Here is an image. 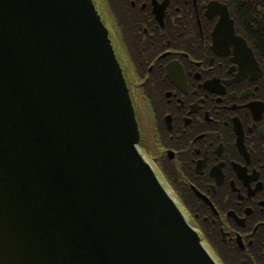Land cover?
<instances>
[{"label":"water","instance_id":"95a60500","mask_svg":"<svg viewBox=\"0 0 264 264\" xmlns=\"http://www.w3.org/2000/svg\"><path fill=\"white\" fill-rule=\"evenodd\" d=\"M139 143L93 0H0V264H218Z\"/></svg>","mask_w":264,"mask_h":264},{"label":"flooded vegetation","instance_id":"af4514ba","mask_svg":"<svg viewBox=\"0 0 264 264\" xmlns=\"http://www.w3.org/2000/svg\"><path fill=\"white\" fill-rule=\"evenodd\" d=\"M98 3L142 149L220 264H264V64L217 32L231 0Z\"/></svg>","mask_w":264,"mask_h":264},{"label":"trees","instance_id":"16d2710c","mask_svg":"<svg viewBox=\"0 0 264 264\" xmlns=\"http://www.w3.org/2000/svg\"><path fill=\"white\" fill-rule=\"evenodd\" d=\"M237 31L254 48L264 64V0H231Z\"/></svg>","mask_w":264,"mask_h":264},{"label":"rangeland","instance_id":"374dc122","mask_svg":"<svg viewBox=\"0 0 264 264\" xmlns=\"http://www.w3.org/2000/svg\"><path fill=\"white\" fill-rule=\"evenodd\" d=\"M94 2H95V5H96V7L98 8V10H99V13H100V15L102 16V20H103V22L105 23V25H106V27L107 28H109V30H110V32H111V39L113 40V35H112V28H111V25H110V22L111 21H108L107 20V17L102 13V7H100V5H99V3H98V0H94ZM113 44H114V47H115V49H116V51H117V47H116V44H115V42H114V40H113ZM117 55H118V58H119V60H120V55H119V52L117 51ZM121 62V61H120ZM121 64H122V62H121ZM123 66V65H122ZM124 68V67H123ZM172 191V190H171ZM172 193H173V195H175L174 194V192L172 191Z\"/></svg>","mask_w":264,"mask_h":264},{"label":"bare ground","instance_id":"6f19581e","mask_svg":"<svg viewBox=\"0 0 264 264\" xmlns=\"http://www.w3.org/2000/svg\"><path fill=\"white\" fill-rule=\"evenodd\" d=\"M123 73H124V71H123ZM130 95H131V91H130ZM101 117H102V119H106V120L110 121L112 116H111V113H110L109 109L104 108L103 111H102Z\"/></svg>","mask_w":264,"mask_h":264}]
</instances>
